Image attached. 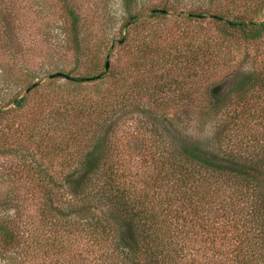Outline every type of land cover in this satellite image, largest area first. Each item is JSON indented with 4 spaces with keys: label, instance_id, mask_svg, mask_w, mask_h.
I'll list each match as a JSON object with an SVG mask.
<instances>
[{
    "label": "trees",
    "instance_id": "1",
    "mask_svg": "<svg viewBox=\"0 0 264 264\" xmlns=\"http://www.w3.org/2000/svg\"><path fill=\"white\" fill-rule=\"evenodd\" d=\"M63 1L78 47L80 16ZM212 14L227 34L264 36V20ZM208 61L218 63L195 57L193 75ZM106 75H53L72 85H54L31 127L42 158L0 146L23 162L35 198L0 173V264H264V66L210 90L198 112L212 124L204 138L165 111L130 108L126 92L101 82L83 91ZM13 100L20 110L27 96Z\"/></svg>",
    "mask_w": 264,
    "mask_h": 264
},
{
    "label": "rangeland",
    "instance_id": "2",
    "mask_svg": "<svg viewBox=\"0 0 264 264\" xmlns=\"http://www.w3.org/2000/svg\"><path fill=\"white\" fill-rule=\"evenodd\" d=\"M67 1L80 16L78 47L63 0H0V146L26 153L27 160L32 158L29 153L42 158L29 134L42 110L53 103L54 85H72L53 76L59 71L76 76L106 73L84 83L83 91L101 82L103 89L126 92L130 108L165 111L204 138L212 124L198 112L209 105L210 90L223 86L226 91L235 74L264 66V36L249 40L237 30L227 34L224 22L212 14L221 9L231 17L264 20V0H240L238 6L226 0ZM164 6L173 9L160 13ZM195 10L208 12L191 15ZM133 13H140L138 22H132ZM195 57H214L218 63L203 62L204 69L194 76ZM24 96L25 106L15 109L13 99ZM22 163L0 153V173L25 185V197L34 203Z\"/></svg>",
    "mask_w": 264,
    "mask_h": 264
},
{
    "label": "water",
    "instance_id": "3",
    "mask_svg": "<svg viewBox=\"0 0 264 264\" xmlns=\"http://www.w3.org/2000/svg\"><path fill=\"white\" fill-rule=\"evenodd\" d=\"M109 65H110V62H109V61H107V63H106V70H108V68H109Z\"/></svg>",
    "mask_w": 264,
    "mask_h": 264
}]
</instances>
